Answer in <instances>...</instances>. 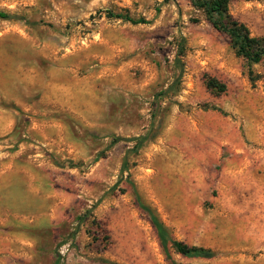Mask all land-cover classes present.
Returning <instances> with one entry per match:
<instances>
[{"label": "rangeland", "instance_id": "rangeland-1", "mask_svg": "<svg viewBox=\"0 0 264 264\" xmlns=\"http://www.w3.org/2000/svg\"><path fill=\"white\" fill-rule=\"evenodd\" d=\"M0 10V264H264V63L190 0ZM229 11L264 36V0ZM134 189L212 256L169 258Z\"/></svg>", "mask_w": 264, "mask_h": 264}, {"label": "trees", "instance_id": "trees-1", "mask_svg": "<svg viewBox=\"0 0 264 264\" xmlns=\"http://www.w3.org/2000/svg\"><path fill=\"white\" fill-rule=\"evenodd\" d=\"M192 4L203 10L206 15V18L210 23L219 31L226 33L229 38L231 45L236 49V52L243 56L249 67H250V79L255 81L256 75L252 69V65L256 63H264V36L253 35L249 29V27L234 18L229 11V3L231 0H190ZM109 16H115L117 18H123L125 20L131 21L132 23H149L145 17L135 18L128 13L122 12H113L108 11ZM13 15L7 11L0 10V18L8 19ZM183 51V49H182ZM180 62V60L178 59ZM207 86L210 89L217 90V92H224L226 90V84L218 80L216 77H209L207 79ZM137 143L134 147V150L137 151L140 146L144 144L147 137L146 136H138L135 137ZM122 137H117L114 139V142L121 140ZM129 140V139H128ZM128 168V160L126 159L124 162V170ZM134 193L139 202V205L142 209H144L154 227L156 228L159 240L161 245L166 253V255L171 258L170 249H174L177 253L182 254L186 257H210L212 256V250L210 248L190 245L182 240H178L170 234L167 226L163 223V221L159 218L158 214L154 210V208L143 201L141 195L139 194L137 189H134ZM91 210L86 211V214H90ZM84 214L83 217L86 216ZM96 221V219H94ZM61 261V253L56 252L55 264H60ZM173 264H181L172 259Z\"/></svg>", "mask_w": 264, "mask_h": 264}]
</instances>
